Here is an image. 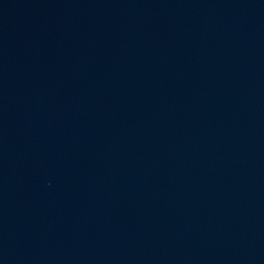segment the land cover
I'll use <instances>...</instances> for the list:
<instances>
[{
  "label": "water",
  "instance_id": "95a60500",
  "mask_svg": "<svg viewBox=\"0 0 264 264\" xmlns=\"http://www.w3.org/2000/svg\"><path fill=\"white\" fill-rule=\"evenodd\" d=\"M0 264H264V0H0Z\"/></svg>",
  "mask_w": 264,
  "mask_h": 264
}]
</instances>
